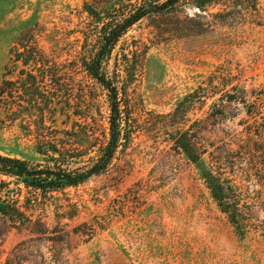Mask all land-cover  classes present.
<instances>
[{
    "label": "rangeland",
    "instance_id": "1",
    "mask_svg": "<svg viewBox=\"0 0 264 264\" xmlns=\"http://www.w3.org/2000/svg\"><path fill=\"white\" fill-rule=\"evenodd\" d=\"M91 1L0 0V86L11 79L17 87L11 115L0 101V155L46 166V157L36 147L40 129L32 121L28 126L33 111L20 82L21 70L28 68L12 62L10 50L20 33L32 28L39 47L57 66L73 65L83 57L90 60L99 47V37L91 33L95 24L84 7ZM134 49L136 53L130 51ZM123 52L137 64L128 84L129 139L121 140L105 172L55 193L51 203L41 200L31 212L34 221L52 231L48 236L63 240L29 242L36 257L23 263L264 264L263 232L236 231L212 199L200 167L172 148L173 131L165 126L177 105L194 91L202 96L205 89L211 92L212 85L218 86L212 97L196 101L185 129L215 111L212 104L233 85L245 88L248 100L254 89L264 87V0L258 1V12L242 11L235 17L210 16L190 5L177 14L144 18L116 46L110 70ZM76 68L70 105L75 113L70 119L57 114L55 122L47 119L46 124L70 130L74 121L82 123L87 116L101 136L110 114L107 91L80 64ZM229 111L232 118L226 123L242 130L239 122L247 119L244 104L230 103ZM222 128L217 125L211 139L223 137ZM15 189L11 183V197ZM29 195L23 190L21 201ZM70 205L75 211L64 218L62 210H70ZM0 234V263L18 243L41 236L30 228H10L1 219ZM54 256L60 261H51Z\"/></svg>",
    "mask_w": 264,
    "mask_h": 264
},
{
    "label": "trees",
    "instance_id": "2",
    "mask_svg": "<svg viewBox=\"0 0 264 264\" xmlns=\"http://www.w3.org/2000/svg\"><path fill=\"white\" fill-rule=\"evenodd\" d=\"M258 1L86 2L85 11L95 24L91 33L99 37V47L90 60L83 57L81 61L73 62V65L68 63L61 67L53 63L39 47L32 28L20 33L10 50L11 60L28 68L22 69L20 74L22 90L27 93L33 111L28 126L32 121L40 129L35 136L38 139L36 147L38 153L46 157L47 164L32 166L26 160L0 155V219L10 228H30V232L41 236L18 243L5 262L0 264H24V261L36 257L32 256L33 250L29 244L33 240L61 242L62 238L48 236L52 231L44 227L42 222L34 221L31 212L38 209L42 199L51 203L52 199H56L55 193L78 186L92 176L105 172L112 163L121 140L129 139L132 125L128 84L135 77L137 64L129 58V53L123 52L122 56L117 55L115 68H109L114 50L122 37L144 18L177 14L190 5L210 16L235 17L242 11L258 12ZM130 51L137 52L135 49ZM79 64L91 80L107 91L110 114L107 130H101V136H96L97 127L87 122V116L82 123L74 121L75 127H72V130H56L46 124L47 119L55 122L57 114L70 119L72 113H75L70 105L75 97V75ZM16 89V81L11 79H4L0 86V101L7 115L12 114L11 106ZM217 89L218 86L212 85L211 92L205 89L202 96L199 91H194L170 114L165 126L173 131L172 148L184 153L190 162L200 167V176L212 199L236 231L246 235L252 230H260L264 234V87L254 89L251 100H248L245 88L233 85L224 90L217 102L212 104L211 108L215 111L210 112L206 119L196 120L185 129L189 121L187 113L193 109L196 101L202 97L207 100L217 93ZM218 101H221V104H218ZM224 102L244 104L247 119L239 122L242 130L232 129L226 123L232 118V113L229 111V104ZM200 123H203V126H198ZM219 124L224 125L221 129L223 137L211 139L216 133L214 128ZM209 125L211 128L208 129ZM27 129L31 131V128ZM48 131L63 133L48 136ZM85 157L88 158L85 160ZM11 183L16 186V189L12 190L16 192L14 197L8 194L11 192ZM23 190L30 195L21 201ZM69 207L70 210H62L61 216L64 218L72 217L69 213L75 211V205ZM59 209H62V206H59ZM51 261L57 262L60 258L54 256Z\"/></svg>",
    "mask_w": 264,
    "mask_h": 264
}]
</instances>
